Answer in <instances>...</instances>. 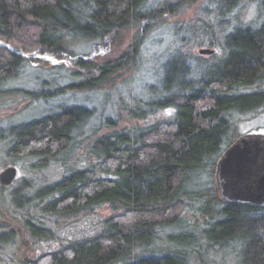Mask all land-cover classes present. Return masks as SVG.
Masks as SVG:
<instances>
[{
	"label": "trees",
	"instance_id": "trees-1",
	"mask_svg": "<svg viewBox=\"0 0 264 264\" xmlns=\"http://www.w3.org/2000/svg\"><path fill=\"white\" fill-rule=\"evenodd\" d=\"M149 1L0 0V44L5 45H0V97L17 93L28 101L14 111L16 115L38 100L106 85L119 68L115 65L127 69L137 60V44L118 63L102 65L84 61L79 51L87 56L92 46L130 28H142L143 35L163 22L165 13L180 12L186 0L160 10ZM257 1L259 25L244 26L236 16L237 24L225 36L223 55L217 60L215 42L208 48L215 52L208 61L176 52L164 64L159 84L150 87L151 100L133 113L134 119L143 120L170 111L172 118L132 131L112 130L108 120L102 121L110 132L92 143L87 167L67 168L64 163L71 155L73 134L94 115L85 107L61 105L5 129L6 137L0 131V141L8 140L11 162L28 158L39 171L58 163L67 172L32 196L27 195L26 184L13 190L12 212L21 217L12 219V224L0 222V247L15 244L21 255L18 264H185L194 250L183 253L153 245L162 230L179 225L187 204L196 199L202 215L212 205L204 231L210 245L225 250L237 244V264H264V206L227 201L217 178L220 161L244 137L228 139L234 133L232 116L264 108V0ZM243 2L209 4L221 21L232 18ZM33 53L73 59L67 82L56 75L38 82L35 90L8 88L25 76L32 62L39 63L24 56ZM204 174L211 176L214 187L194 195L188 190L191 180ZM100 209L107 213L99 218ZM93 216L94 227L100 226L94 236L63 240L59 249L28 256L31 245L56 242L50 222L59 225L68 220L77 225Z\"/></svg>",
	"mask_w": 264,
	"mask_h": 264
},
{
	"label": "rangeland",
	"instance_id": "rangeland-1",
	"mask_svg": "<svg viewBox=\"0 0 264 264\" xmlns=\"http://www.w3.org/2000/svg\"><path fill=\"white\" fill-rule=\"evenodd\" d=\"M183 1L150 0L149 4L155 7L154 9L160 10L167 8L168 5ZM212 1L214 0H186L181 3L180 12L172 15L165 13L164 21L153 25L147 33L144 31L146 34L141 35L142 28H130L111 35L102 43L92 46L90 54L87 56H83L79 51V57H83L85 61L102 65L114 61L118 63L133 45L137 44L138 46L137 60L127 69H121V64L115 65V68H119L116 69L117 71L112 75L111 80L94 91L64 94L46 102L38 100L24 113L20 112L16 115H14V111L21 109L28 101L26 102L17 93H8L0 97V131L2 137L7 136L5 129L40 117L61 105L85 107L94 111V115L73 134L71 155H67L64 159L67 168L82 169L89 165V152L92 143L100 136L110 132V128H113L112 130L116 128L118 131L122 129L140 130L156 122L172 118L170 111L158 112L156 115H149L143 120L133 118L135 113H139L137 110L151 100L149 89L159 84L164 64L173 58L176 52L180 51L194 57L200 56L199 50L208 49L211 42L216 43L214 49L217 53L214 58L217 60L223 55L222 44L225 36L233 31L234 24H237L236 16L239 17V22L244 26H255L262 22L259 19L257 0H244L241 6L234 11L232 18H223L221 21L216 16L214 2L209 4ZM0 45L5 46L4 44ZM26 57L32 58V55ZM202 57L206 60L209 59V56ZM33 59L40 61L39 63L37 61L32 62L24 74L25 76L9 84L8 88L35 90L38 82L50 81L56 75L63 77L66 83L65 75L74 70L73 59H59L49 53L33 55ZM54 67L61 68L56 69ZM80 77L76 79L81 80ZM105 120L109 121L110 128L107 130L103 128L102 124V121L105 122ZM232 121L234 133L228 137L230 141H233L235 137L245 135L260 134L264 136V108L248 115H234ZM7 142V139L0 141V174L9 167H15L17 174L10 186H2L0 183V222L12 224V219H17L16 216L21 217L20 212H12L11 193L14 189L26 184L29 191L27 195L32 196L40 186L59 180L67 172L66 168L58 163H52L45 170L39 171L32 168L35 161L28 158L15 159L14 162H11L12 159L6 154ZM211 180L212 178L208 174H204L202 177L195 176L192 178L188 190L194 192V195L198 192H206L214 187ZM201 206L202 204L196 199H194L193 204H187L180 217V223L178 222L179 225L177 224L178 226L175 228L162 230L160 240L154 243L153 248H164L183 253H190L194 250L196 252L194 255L190 253L189 257L186 256L185 264H237L240 248L237 244H232L223 250L210 245L207 236H204V231L208 228L207 224L210 221L207 214L211 212L212 205H208L207 214L203 215L198 211ZM106 213V209H100L96 216L104 217ZM212 214L214 213L212 212ZM96 216L82 220L77 225L68 220L59 225L50 222L48 227L55 230L56 242H41L36 246L33 244L30 246L32 252L28 256L59 249L63 240L94 236L100 231V226L94 227V224H97ZM17 224L19 225V222H15V225ZM22 233L26 236L25 231ZM15 248V244L0 247V257L3 258L0 259V262L18 264L21 255L16 252ZM24 253L27 254V252Z\"/></svg>",
	"mask_w": 264,
	"mask_h": 264
},
{
	"label": "water",
	"instance_id": "water-1",
	"mask_svg": "<svg viewBox=\"0 0 264 264\" xmlns=\"http://www.w3.org/2000/svg\"><path fill=\"white\" fill-rule=\"evenodd\" d=\"M214 53L210 49L199 50L201 56H211ZM263 143L264 136H244L220 161L218 185L223 198L227 201L264 206ZM242 166L246 169L242 170L240 168ZM16 174L15 167L3 170L0 174L1 185L10 186Z\"/></svg>",
	"mask_w": 264,
	"mask_h": 264
},
{
	"label": "bare ground",
	"instance_id": "bare-ground-1",
	"mask_svg": "<svg viewBox=\"0 0 264 264\" xmlns=\"http://www.w3.org/2000/svg\"><path fill=\"white\" fill-rule=\"evenodd\" d=\"M32 55V58H33V55H40V54H37V53H33L31 54ZM25 57L27 56L26 54L24 55ZM29 58V57H28ZM83 59V57H81ZM84 60V59H83ZM85 61V60H84Z\"/></svg>",
	"mask_w": 264,
	"mask_h": 264
}]
</instances>
